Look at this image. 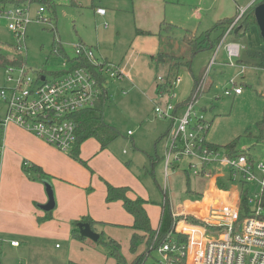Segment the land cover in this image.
I'll return each instance as SVG.
<instances>
[{
	"label": "rangeland",
	"instance_id": "374dc122",
	"mask_svg": "<svg viewBox=\"0 0 264 264\" xmlns=\"http://www.w3.org/2000/svg\"><path fill=\"white\" fill-rule=\"evenodd\" d=\"M14 1L16 0L5 4L8 10L15 6ZM254 1L61 0L54 5L47 4L49 9L40 19L37 13L41 4L39 2L31 4L30 12L33 19L27 24L24 56L28 67L35 71L31 72L33 76L43 71L49 80L54 79L56 73L70 66H65L64 57L55 55L53 49L62 45L68 55L74 57L73 45L81 41L92 46L98 55L101 54L111 61L123 64L129 61L133 73L140 71L134 80L131 77L108 80L109 97L103 105V117L106 123L114 127L117 136L106 148L102 149L98 140L90 137L80 144L79 157H74L70 150L60 149L64 156L59 158L58 162L50 161L48 150L37 149V154L42 157L41 153H44L46 161L51 163L50 175L45 176V179H49L54 188L58 208L53 210L56 213L60 212L56 219L57 224H73L76 220L81 221L84 218L98 221L93 226L95 231L105 240L109 237L117 240L121 244V253L130 263L145 250V245L139 243V250L136 253L131 251L133 218L125 210L122 201L108 200V183L129 187L131 198L141 196L149 200L146 206L154 228H158L160 224L162 206L167 201V193L171 204L168 205L170 208L172 206L174 211H178L180 206L184 207L188 201L195 198L188 195L190 180L184 171V168L188 167L187 159H173L166 171L164 158L169 148L173 121L170 117L158 115L155 107L157 103L165 104L172 101L178 104L188 98L191 91L197 87L200 79L198 81L195 79L200 74L208 75L197 108L200 111L206 108L205 118L211 122L209 141L220 146L236 141L235 150L246 151L255 164L264 162V68L249 66L242 70L239 65H223L229 58L224 53L225 44L222 43L218 50L216 46L215 49L198 52L193 58L191 68L186 66L179 68L177 75L181 76V80L175 88L177 95L171 98L168 92L159 94L156 84L161 76L163 79L166 78L163 84L166 88L168 82L177 75L170 78L165 66L156 67L150 56L162 49L187 60L190 50L188 45L182 42L185 29L196 31L188 33L189 39H195L204 31L213 29L219 20L235 17ZM99 6L106 9V14L96 13ZM162 20L172 22L174 28L167 29L173 38L169 41L168 37L160 43L159 37L155 34ZM9 23L8 17L0 16V41L5 56L17 53L16 35L9 28ZM137 28L150 31L152 34L137 35ZM216 35L217 31L211 34L212 38ZM241 46L264 51V40L256 23L250 26L246 33V41H243ZM212 59L216 61L212 62ZM236 59L234 58L235 62ZM208 64L211 66L207 71ZM19 74V68L16 67L13 75L18 77ZM7 76L6 67L0 63V88L11 85ZM232 77H235L239 84H245L242 95L235 96L234 92L231 95L225 93L226 89H233V83L230 81ZM4 110L5 105L0 101V111ZM194 122L195 118L192 119V123ZM11 126L9 135L13 138L24 129L17 125ZM8 141L10 143V139ZM19 141L22 142L14 147H8L7 155L0 154V171L2 162L3 165L14 168L18 166L21 154H26L24 138H19ZM221 148L223 152H229L225 147ZM24 160L23 157L21 167L26 173ZM255 172L257 180L264 179L262 170L256 169ZM43 184L46 187L44 182ZM234 184L233 187L240 186L241 182L237 181ZM56 185L61 189L69 187L68 190H62L61 205L57 200ZM245 189L249 190V198H253L256 192L260 193L258 181L248 183ZM249 204L250 209H256L255 201ZM74 242L77 248L70 247V242L62 245L55 242L46 243L44 250L40 248L35 252L39 258L37 264H70L71 260L78 264H117V260L109 255L110 249L106 244L89 238L85 243L79 240ZM15 251H18V248L12 249L5 245L0 256H12L13 264H19L20 259L14 258ZM163 258L158 249L152 250L148 264L158 263ZM22 260L23 264H32L27 256L26 262Z\"/></svg>",
	"mask_w": 264,
	"mask_h": 264
},
{
	"label": "built area",
	"instance_id": "2783aa9c",
	"mask_svg": "<svg viewBox=\"0 0 264 264\" xmlns=\"http://www.w3.org/2000/svg\"><path fill=\"white\" fill-rule=\"evenodd\" d=\"M57 1L61 0H50L49 4L54 5ZM9 2L0 0V16L10 20L9 28L16 35L17 53L0 60L11 83L9 87L0 88V101L5 105V110L0 111V154L4 148L5 129L11 123L44 138L61 150L72 151L78 139L75 114L95 107L106 95L109 97L108 80L131 77V67L98 56L92 46L81 41L73 45L74 57L69 56L62 45L53 49L55 55L64 57L63 64L70 66L56 73L54 79L49 80L43 71L33 76L31 72L35 71L25 62L24 48L27 24L33 19L30 6L35 0H16L15 6L8 10L5 4ZM40 4L39 19L49 9L47 3ZM245 11L243 9L238 13L217 47L218 50L222 43L225 44L232 65L236 64L234 58L240 56L241 45L227 43L226 38L240 27ZM97 12L104 15L106 9L99 7ZM19 56L23 58L21 63L16 62ZM240 66L242 70L247 67ZM16 67L20 71L18 77L13 75ZM207 79L206 73L197 82V87L184 102L182 114L178 113V104L172 101L157 103L155 107L158 115L170 117L173 121L169 148L164 158L166 171L173 159H187V172L192 177L211 179L218 171L230 182L243 183L244 189L248 183L258 181L260 193L256 192L253 198L248 197L249 202L255 201L257 207L249 209L248 214L241 218L239 205L219 200L205 206L202 203L199 210L180 206L178 211H174L171 206L172 230L157 248L164 257L158 264H175L177 259H183L184 264H264V179L257 180L255 172L256 169L264 172V162L255 164L246 151L230 155L222 149H215L208 142L211 122L205 118L204 111L197 108ZM180 80L181 76L177 75L165 88L166 78L160 76V94L168 92L171 98L175 97V88ZM230 81L233 89H226L227 95L243 92V87L235 79ZM189 217H195L203 224L192 222ZM179 234L187 235V240H179ZM11 244L18 246L20 242L13 240Z\"/></svg>",
	"mask_w": 264,
	"mask_h": 264
},
{
	"label": "crops",
	"instance_id": "0c3cea01",
	"mask_svg": "<svg viewBox=\"0 0 264 264\" xmlns=\"http://www.w3.org/2000/svg\"><path fill=\"white\" fill-rule=\"evenodd\" d=\"M67 1V0H66ZM262 2V0H255L251 5L248 6L249 8H254L258 3ZM101 7V6H99ZM96 8V13L97 9ZM246 9V10H247ZM99 14V13H98ZM102 15V14H100ZM237 15V14H236ZM234 17V16H232ZM231 18V17H229ZM164 23H170V21L162 20L161 25ZM257 24V22H255ZM172 24V22L170 23ZM173 25V24H172ZM240 25V24H239ZM258 25V24H257ZM160 27L157 34L160 31ZM259 28V27H258ZM140 29V28H137ZM136 29V33H137ZM143 30V29H140ZM147 31V30H143ZM172 31V30H171ZM170 31V32H171ZM188 31V32H187ZM209 31V30H208ZM244 30L240 26L239 30H235L233 33H231L226 41L228 39H231L229 42H235L242 45L243 41H246V35L244 37L238 38L236 36L237 33H241ZM150 32V31H149ZM196 31H192L189 29H185V35L186 33H193ZM207 31H204V33ZM260 32V29H259ZM247 33V32H246ZM165 34V33H164ZM203 34V33H202ZM202 34H199L202 35ZM220 34V31L217 32L218 36ZM137 35H145V34H138ZM215 36V37H216ZM261 38L264 40L260 33ZM164 37H169V39L173 38L172 35H170L168 32H166V35ZM214 37V38H215ZM212 36H210L211 40H214ZM241 39H244L243 41H240ZM179 46L181 43H177ZM219 46V45H218ZM217 46V47H218ZM216 47V48H217ZM250 48L249 46L242 47L240 51V56L243 57L245 49ZM215 49V48H214ZM252 49V48H250ZM97 50L100 52V50L97 48ZM160 50V49H159ZM158 50V51H159ZM259 50L264 53L261 49H254ZM157 51V52H158ZM152 53L153 54H156ZM228 58V53L225 49V52ZM150 55V56H151ZM100 57V55H98ZM104 57V56H103ZM239 57L236 59L235 65H246L249 66H255V67H261L256 66L254 64H247L245 62H239ZM107 58V57H104ZM194 58V57H193ZM108 59V58H107ZM152 59V58H151ZM213 60V59H212ZM211 60V61H212ZM193 61V60H192ZM152 62L155 63V66L158 67L159 65H164L165 70L169 71V65L166 63L158 64L156 61ZM226 63V64H225ZM125 66L131 67L130 62L127 61ZM167 65V66H166ZM209 65V64H208ZM223 65H231L229 63V59L227 61L223 62ZM264 68V67H261ZM141 70V68H140ZM140 72V71H139ZM138 72V73H139ZM138 73H133V67H131V78L132 80L135 79L136 76H138ZM140 74V73H139ZM205 74V73H204ZM204 74H200L195 80L198 81L201 79V77ZM244 77V76H243ZM130 78V77H128ZM235 77H232L230 79H234ZM243 82H246V80H243ZM243 87V92L240 94H235V96L242 95L244 93V85L245 84H239ZM157 91L159 92L160 84L157 82ZM247 85V84H246ZM227 87V86H226ZM108 90V87H107ZM193 91V90H192ZM192 91L190 95L192 94ZM109 94V91H108ZM188 96V98L190 97ZM181 101L178 103V113H182L184 102L188 99ZM206 110V108H205ZM203 110V111H205ZM12 125V126H11ZM9 124L7 129L4 132V148L2 151V156L7 155L8 147H14L15 145L19 144L22 141H19V138H24L25 144H26V154H21L17 167L10 168L8 165L1 163V171H0V253L2 252L3 247L5 248V245H8L10 248H18V251H15L16 256L15 259H20L19 264H23V260L26 262V256L28 261H31L32 264H37L39 258L36 255L35 252L39 251L38 249L43 248L45 249L46 243L48 242H55L59 245L65 244L70 242V247L77 248L74 241L78 240L74 236V230L77 228V226L73 223L68 224H57L56 219L59 217L58 213L54 212V208L52 210H45L42 206L45 205L48 200L49 196L46 192V187H44L43 179L38 177V175L35 172H28L26 173L23 170V167H21V160L24 157V161H29L32 164L39 165L44 172L47 175H50V162L46 161L45 154H42V157L37 154V149H42L44 151L48 150L50 155V161L52 162H58L59 158L63 157L62 151L55 147L54 145L48 143L47 141L40 139L37 137L34 133L25 131L20 132L18 135H15V138L11 137L9 135L11 129L9 127H15L17 124L11 123ZM19 126V125H17ZM16 126V127H17ZM21 127V126H20ZM209 131L207 133V140L211 144L212 142L209 141ZM10 139V143L9 140ZM27 157V158H26ZM6 157H4L5 159ZM29 158V159H28ZM67 158V157H66ZM4 161V160H3ZM23 161V163H24ZM189 164V162H188ZM166 167V166H165ZM185 173L188 175L189 187H188V195L194 196L195 198L188 201V204H186L184 207H191L193 210H199L200 206L203 203V206L208 205L209 202H215L216 200H219L221 202L225 203H233L234 205H241V199H242V189H243V183H241L240 186H235L234 182H230L225 179L224 176L218 171H216L215 175L211 179L202 178V177H195L193 178L190 176V174L187 172V168H184ZM31 176V177H30ZM44 176V179L46 178ZM168 176V175H167ZM5 179V181H3ZM49 180V179H47ZM229 184H232L230 187ZM168 185V184H167ZM224 185V187H223ZM68 186L61 189L60 186L56 185V195L59 205H61L60 201L62 199V190H68ZM54 189V188H53ZM167 197V203L170 204V200L168 198V193L166 194ZM64 198V197H63ZM72 199V198H70ZM56 200V199H55ZM166 203V202H164ZM57 207V206H56ZM55 207V208H56ZM58 208V207H57ZM204 209L202 210V212ZM162 214V212H161ZM161 218V216H160ZM74 222V220H72ZM160 222V221H159ZM159 227V226H158ZM175 234V233H174ZM71 237V238H70ZM17 240L20 242L18 246H13L11 244V241ZM74 240V241H72ZM81 242V241H80ZM83 243V242H81ZM19 257H18V256ZM22 257V258H20ZM66 257V255H64ZM12 256H0V264H13L12 262ZM50 261H52L50 259ZM26 264V263H25Z\"/></svg>",
	"mask_w": 264,
	"mask_h": 264
},
{
	"label": "trees",
	"instance_id": "16d2710c",
	"mask_svg": "<svg viewBox=\"0 0 264 264\" xmlns=\"http://www.w3.org/2000/svg\"><path fill=\"white\" fill-rule=\"evenodd\" d=\"M11 1V0H6ZM35 2L39 3H47L45 0H35ZM264 2V0H262ZM238 15V13H237ZM236 15V16H237ZM235 16V17H236ZM235 17L226 18L219 20L213 29L203 33L199 37L195 39H189L188 34L184 36L182 39V42L185 45H188L190 50V55L188 59H183L182 56H179L175 53L168 52L165 50L160 49L156 54L151 55V58L153 61H156L158 64H168L169 65V71L168 76L172 78L173 76L178 74L179 68L181 66H186L188 68H191L192 66V60L193 57L200 51H203L205 49L215 48L219 45V41L223 39V36ZM256 22L255 18V11L254 8H249L245 11V14L239 23L242 29L244 30L241 33H237L236 36L238 38L244 37L246 35V32L249 30L250 26ZM174 25L170 23H165L161 25L160 31L157 34L159 37V42L162 43L164 40L167 39V37H164V33L168 32L167 29H173ZM213 31H220V34L217 36V39L211 40L210 36ZM188 32V31H187ZM138 34H152V32L149 31H143L140 29H137ZM171 39H169L170 41ZM2 43L0 41V60L5 58V55L2 50ZM23 61V58L21 56L17 57L16 62L21 63ZM239 62H245L247 64H254L256 66L264 67V53L259 50H254L247 48L244 51L243 57H239ZM177 72V73H176ZM169 78V79H170ZM108 98L106 97L102 98L101 101L97 103V105L93 108L86 109L83 111L78 112L75 114V120L77 122V135L78 139L77 142L71 151L74 157H79L80 154V144L86 140L87 138L94 137L98 140V142L101 145V148H106L109 143L117 136V133L113 126L109 125L105 122L103 117V105L105 100ZM236 141H233L227 145L220 146L215 143H211V146H213L215 149H222L221 147H225L227 151L226 152L230 155H234L236 153H239L237 150H235ZM241 152V151H240ZM163 159V158H162ZM24 169L28 172H35L38 177L44 179V176L46 173L44 170L36 164H32L29 161H24ZM224 187V185H223ZM244 189V184H243ZM129 190L130 188L127 186H116L111 183H108V200L115 201L120 200L123 203V206L127 212H129L133 218V224L131 225V228L133 229V234L131 237V251L133 253H136L139 248V243H144L145 250L142 253H139L132 262H127L124 255L121 253V244L113 239L110 238L108 240H105L104 237L100 234V238L98 239V243H104L106 244L109 249L110 253L109 255L114 257L117 260V264H148L149 259L151 258V252L152 250H155L159 247L161 242L165 239L166 235L172 230L173 225V218H172V211L170 206L168 205L167 201L162 206V214L160 218V224L158 228L152 227L151 220L147 211V203L150 201L139 196L137 198H131L129 196ZM248 189H244L242 193V199H241V205H240V213L241 218L245 217L246 214H248L250 209V204L248 200ZM189 219L192 222L195 223H202L203 221L195 218V217H189ZM80 222H89L93 228L95 222L93 219H82L81 221L76 220L74 224L77 226V228L74 230V236L79 241L85 243L88 241V238L81 235V232L78 228V223ZM94 229V228H93ZM95 230V229H94ZM177 238L181 241L187 240V235H177ZM70 264H78L75 261H70ZM151 264H158L157 262L151 263ZM175 264H184V260H176Z\"/></svg>",
	"mask_w": 264,
	"mask_h": 264
},
{
	"label": "water",
	"instance_id": "95a60500",
	"mask_svg": "<svg viewBox=\"0 0 264 264\" xmlns=\"http://www.w3.org/2000/svg\"><path fill=\"white\" fill-rule=\"evenodd\" d=\"M254 11H255L256 22H257L258 27L260 29V33H261L262 37L264 38V2L258 3L254 7ZM239 28L240 27H238L237 30H239ZM42 181L46 185V190H47V193L49 196L48 202L45 205H43L42 207L45 210H52L53 208L56 207L54 189H53L50 181H48L46 179H44ZM78 228H79L82 236H85V237H87L93 241H98V239L100 238V234L92 228V226L89 222L78 223Z\"/></svg>",
	"mask_w": 264,
	"mask_h": 264
}]
</instances>
